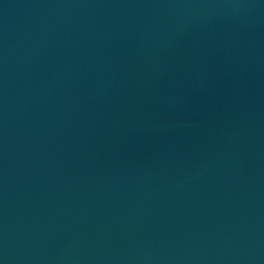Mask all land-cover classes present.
Returning <instances> with one entry per match:
<instances>
[{
    "label": "water",
    "instance_id": "1",
    "mask_svg": "<svg viewBox=\"0 0 264 264\" xmlns=\"http://www.w3.org/2000/svg\"><path fill=\"white\" fill-rule=\"evenodd\" d=\"M0 264H264V0H0Z\"/></svg>",
    "mask_w": 264,
    "mask_h": 264
}]
</instances>
